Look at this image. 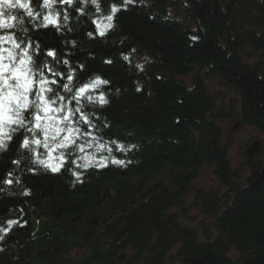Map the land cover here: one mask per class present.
Here are the masks:
<instances>
[{
    "label": "trees",
    "instance_id": "trees-1",
    "mask_svg": "<svg viewBox=\"0 0 264 264\" xmlns=\"http://www.w3.org/2000/svg\"><path fill=\"white\" fill-rule=\"evenodd\" d=\"M97 4L62 5L69 20L60 31L27 27L42 54L56 52L60 75L50 78L61 95L107 81L91 92L107 104L84 102L96 140L77 143L103 144L108 167H76L83 153L74 145L60 173L46 171L19 148L24 133L16 136L0 153V264H264V160L248 157L245 177L231 166L223 114L205 82L219 78L233 89L241 122L264 132V0ZM113 6V27L101 36L95 21ZM206 166L223 194L195 185ZM191 194L216 218L217 238L200 240L181 223L177 209Z\"/></svg>",
    "mask_w": 264,
    "mask_h": 264
},
{
    "label": "snow or ice",
    "instance_id": "snow-or-ice-1",
    "mask_svg": "<svg viewBox=\"0 0 264 264\" xmlns=\"http://www.w3.org/2000/svg\"><path fill=\"white\" fill-rule=\"evenodd\" d=\"M91 2L99 7L97 0ZM124 2L127 5L133 0ZM64 4L71 6L73 0H0V153L7 151L14 138L23 132L19 148L29 153L34 165L52 173H60L68 157L73 155L67 150L74 145L75 151L80 153L85 147L93 146L92 143L85 145L77 141L85 137L96 140L92 135L94 125L84 111V102L108 103L103 94L91 95L101 84L107 83L99 78L77 87L71 97L61 95L53 88L57 80L50 78L60 75L52 65V61L57 60L56 52L47 50L42 54L39 44L33 45L28 37L27 25L35 29L51 26L57 31L66 28L69 16L62 7ZM17 8L26 13V19L13 13L12 10ZM118 10L116 6L111 8V14L106 16L107 24L95 21L99 35L103 36L107 29L113 27L111 22ZM62 63L67 64L68 61L63 60ZM67 79L70 83L73 81L71 75ZM63 89L73 92L69 84H64ZM78 120L88 125L87 130L81 129ZM104 147L99 144L96 152ZM120 147L123 148L122 145ZM77 159L86 162L79 164ZM77 159L72 160V164L85 170L92 166L108 167L106 157L97 159L94 155H85ZM13 163L18 164L19 161ZM111 163L123 165L124 161L113 159ZM71 174L76 181L83 183L80 172L72 171ZM3 182L8 185L13 183L10 178ZM15 223L18 222L9 221V225ZM0 231L6 232L4 229Z\"/></svg>",
    "mask_w": 264,
    "mask_h": 264
},
{
    "label": "rangeland",
    "instance_id": "rangeland-1",
    "mask_svg": "<svg viewBox=\"0 0 264 264\" xmlns=\"http://www.w3.org/2000/svg\"><path fill=\"white\" fill-rule=\"evenodd\" d=\"M100 22L102 25L108 23L107 20H100ZM188 81H190V77H188ZM205 82L210 93L215 98L217 109L223 114L221 125L224 128L225 141L229 143L228 155L231 166L239 170L244 177L248 176L250 173L248 167H246L248 158L246 150L254 141L260 140L261 148L255 157L264 160V132L241 122V102L239 95L233 89L219 78H206ZM239 122V128L235 130L234 126ZM96 148L97 146L95 145L92 148L85 147L83 156L94 155L97 159L105 157V155H100L99 152H96ZM194 183L196 186L206 190H218L220 194L227 190L218 181L214 169L209 166L203 168ZM194 201L195 196L191 194L185 199V205L177 209L181 223L193 228L200 240L206 241L217 238L219 232L215 226L216 218L206 214L202 208L194 204ZM175 252L176 249L173 250V253ZM231 256L234 260H237L240 258V253L234 248L231 250ZM171 263L169 261V264Z\"/></svg>",
    "mask_w": 264,
    "mask_h": 264
},
{
    "label": "water",
    "instance_id": "water-1",
    "mask_svg": "<svg viewBox=\"0 0 264 264\" xmlns=\"http://www.w3.org/2000/svg\"><path fill=\"white\" fill-rule=\"evenodd\" d=\"M239 125H240V122L237 123L235 126H234V129H238L239 128ZM261 148V142L260 140H256L252 143V145L246 150V155L248 157H254L260 150Z\"/></svg>",
    "mask_w": 264,
    "mask_h": 264
}]
</instances>
